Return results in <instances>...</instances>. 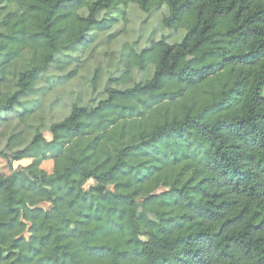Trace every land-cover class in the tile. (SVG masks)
<instances>
[{"label": "trees", "instance_id": "obj_1", "mask_svg": "<svg viewBox=\"0 0 264 264\" xmlns=\"http://www.w3.org/2000/svg\"><path fill=\"white\" fill-rule=\"evenodd\" d=\"M130 4L166 6L185 36L130 48L127 87L73 104L49 140L8 138L31 163L0 174V264H264V0H0V111Z\"/></svg>", "mask_w": 264, "mask_h": 264}, {"label": "rangeland", "instance_id": "obj_2", "mask_svg": "<svg viewBox=\"0 0 264 264\" xmlns=\"http://www.w3.org/2000/svg\"><path fill=\"white\" fill-rule=\"evenodd\" d=\"M80 13L86 16L87 10ZM104 14L105 12H101L98 18L101 19ZM113 15L120 16V21L112 31L91 32L88 35L89 47H78L59 54L56 62L42 76L31 93L22 100V107L15 108L8 114L0 111V117L5 121L0 126V174L8 176L30 164L29 160L20 162L10 160L12 156L6 149V144L12 134L23 132L28 143L36 131H41L49 140L50 126L64 119L73 104L94 107L107 98V88L127 87L112 80L124 72L130 48L139 53L161 39L169 44H178L185 36V30L168 29L163 25L164 18L168 16L166 6L146 14L136 4H130L126 21L121 17V10ZM98 68L101 78L95 88L92 80ZM74 71L77 75L71 76ZM152 74V69L144 73L137 69L132 72L135 83L149 80ZM25 110L31 113L26 120L22 118ZM42 169L51 174L53 162L43 163ZM93 185L95 181L91 180L85 189ZM42 207L48 209L49 205L43 204Z\"/></svg>", "mask_w": 264, "mask_h": 264}, {"label": "crops", "instance_id": "obj_3", "mask_svg": "<svg viewBox=\"0 0 264 264\" xmlns=\"http://www.w3.org/2000/svg\"><path fill=\"white\" fill-rule=\"evenodd\" d=\"M30 161V160H29ZM30 163H31V161H30Z\"/></svg>", "mask_w": 264, "mask_h": 264}]
</instances>
